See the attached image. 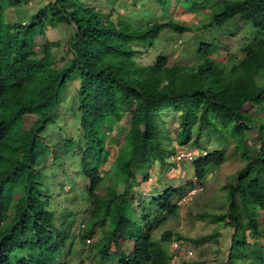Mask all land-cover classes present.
Masks as SVG:
<instances>
[{"label":"trees","instance_id":"obj_1","mask_svg":"<svg viewBox=\"0 0 264 264\" xmlns=\"http://www.w3.org/2000/svg\"><path fill=\"white\" fill-rule=\"evenodd\" d=\"M27 1L0 0V109L8 113L0 128V264H91V256L83 255H93L99 264H170L161 245L173 237L171 231L157 237L155 230L177 214L178 196L225 163L229 148L243 165L222 186L225 212L206 215L232 228L223 264H264L259 217L264 211V47L247 38L252 28L264 31V0L226 6L189 0L185 9L200 16L204 27L211 22L220 29L235 17L249 21L233 33L245 44L241 52L224 50V40L213 31H203L208 36L174 20L169 0H151L155 6L141 23L96 0H47L27 21L4 20L7 7ZM60 24L70 27V35L46 39L47 27ZM166 30H193L199 42L187 48L189 56L170 62L165 53H150ZM73 80L78 83L66 104L79 134L60 138L59 133L51 142L65 130L54 113L60 93ZM163 112L176 114L178 145L189 144L199 154L191 180L152 194L139 189L138 177L147 181L149 169L163 167L177 147L162 134ZM28 115L35 116L29 126ZM125 116L128 128L115 140L116 155L101 169L111 151L107 137ZM250 130L256 140L247 136ZM71 154L80 157L73 171L85 179L67 196L59 190L76 180L64 166ZM58 170L63 182L50 188L46 180ZM78 220L84 227L76 233ZM99 232L102 239L87 254L79 248ZM216 237L217 232L177 236L192 244Z\"/></svg>","mask_w":264,"mask_h":264},{"label":"rangeland","instance_id":"obj_2","mask_svg":"<svg viewBox=\"0 0 264 264\" xmlns=\"http://www.w3.org/2000/svg\"><path fill=\"white\" fill-rule=\"evenodd\" d=\"M46 1L47 0H28L27 3L24 4H20L17 6H9L5 10V19L8 21H15L20 19L27 21L29 16H31L42 5V3ZM96 2L99 3L102 8L106 10L114 9L119 14L123 16H128L131 21L138 23L147 21V16L149 15L148 7L151 9L152 6H155L154 4L150 3L151 0H96ZM167 4L171 5L172 8L173 5H175V8L171 10L172 13L170 14V16L177 22L184 23L186 25H192L196 22H199L198 16L193 15L192 13H189L185 10L187 5H189V0H182L180 2H177V0H169ZM171 7L167 8L168 11L172 9ZM157 14L158 16L162 15L159 10L157 11ZM201 25L198 28H200ZM70 33L71 29L69 26L60 24L57 27H47V29L45 30V38L49 40H61L62 38H67ZM195 33L196 32L192 30L187 31L183 34H176L171 30H166L162 32L160 38L155 41V45L150 50V53L152 55L156 53H165L169 56L170 62L180 60L184 56H189V54H187V48L190 45L197 44V42H199L197 39L194 38ZM238 37H240V35ZM178 39H182V43L179 47H174V43ZM35 40L36 43H40L42 37L40 35H36ZM232 44L233 40L231 39L229 45ZM224 55L225 52H221V56L223 57ZM145 59H148V55L146 54H144L143 62H146ZM189 60H192V57H190ZM77 83V80L71 81L70 84H68V86L65 87L60 93V105L57 107V111H55L54 113V120L58 126H64L65 130H59L58 132H56L52 136V138L49 139L51 140V142L56 139L59 140V133L61 134L60 138L67 136L76 137L79 134V130H77V125L75 122L76 116L66 104L69 98L71 97V94H73L72 87L74 88ZM254 109L255 107L252 109V111ZM25 121L26 125L29 126L35 121V116L28 115L25 118ZM162 123V134L166 135L168 139L171 140L173 145L175 144L176 146H179L177 143L176 135V132L178 130L176 114L173 112H163ZM127 128L128 122L127 116H125L123 117L122 121H119L115 124L114 132H112L108 137L107 135L105 136L108 138L107 148L111 151L109 156L107 157V161L101 166V169L104 167H108L113 158L115 157L118 148L115 140L122 139V136L124 135ZM254 134V130H250L247 132V136L256 140V135ZM205 142L206 138L202 140L203 144ZM203 144L202 146H204ZM186 145L189 147V144ZM207 146L208 144L205 145V147ZM212 146L213 144L209 147ZM195 150L199 154V149L195 148ZM65 160L66 164L64 166L67 168L68 174L73 179H76L75 181H72L70 179V181L63 183L64 190H59V193L66 194L68 196L74 188V183H79L80 186L83 187L84 180L80 175L81 172L78 169L75 168L77 172L73 171V166L78 165L80 157L71 154L67 155L65 157ZM242 165L243 161L238 157H234L231 154V148H229L228 157L225 163L212 168L211 172L206 177V180L202 183L203 189L194 197L193 201L186 208L180 211L178 210L176 215H168L167 222L155 230V235L157 237L162 234L163 230H170L172 236H181L182 238H195L198 236L213 234L214 232H217L218 237L216 238L208 239L198 244L193 243L196 247L195 258L190 260L189 262L184 261L179 264H223L226 255L228 254L227 249L230 245L232 228L229 225L224 226L220 223L212 222L206 214L207 212H225L226 205H221L225 204V192L222 190V186L227 180L230 179V177L237 170L241 168ZM149 171L152 172V174L154 175V179H152V181H143L140 176L138 177L137 185L139 186V189L140 187L142 188V191L150 192L153 194L155 191L159 193L169 186L179 185L181 183H185L186 180H191L193 178L194 168L192 162L184 161L175 163L172 158H170L168 163L164 164L163 167H160L159 165H154L149 169ZM66 173L67 172L65 170L64 176L66 175ZM60 177L61 174L58 170L51 179H48L47 183H53L54 185V182H56V185L59 188L58 182L60 180ZM60 181L63 182V180ZM101 191H103V189ZM73 193L75 194L74 196L77 198V201H80V193L76 191H74ZM71 197L72 195L70 196V198ZM202 214L204 215V217H200ZM78 222L79 220L77 221V224ZM260 241L264 244V238H262ZM169 243L170 241L166 244V246L161 245V247L167 251V245H169ZM82 248L85 249V253L87 254L90 247L87 245H82ZM170 262L171 264H177L174 260Z\"/></svg>","mask_w":264,"mask_h":264},{"label":"clouds","instance_id":"obj_3","mask_svg":"<svg viewBox=\"0 0 264 264\" xmlns=\"http://www.w3.org/2000/svg\"><path fill=\"white\" fill-rule=\"evenodd\" d=\"M231 1H234V0H218V4L219 5H228L231 3ZM190 13V12H189ZM194 15V14H193ZM5 17V16H4ZM4 20L7 22L8 20H6L4 18ZM207 20V18H206ZM198 21L199 22H196L190 26L193 27V29H197L201 23V27L198 28V31L199 29L203 32V31H206V30H209V31H213L215 32L221 39L224 40V42L222 43L223 44V47H225L224 49H234V50H237L238 52H241V46H243V48L245 47V44L241 43L240 41V37H238L240 34L239 33H236V34H233L234 32L236 31H239V28L241 26L242 23H247L249 21L247 20H244L240 17H235V20L233 22H230V23H227L225 24L224 26H220L221 28L219 29L218 27H216L214 24H212L211 22L207 23V27H204V23L201 21V18L198 16ZM252 34L248 35L247 38L252 42L254 43L255 45L256 44H259L261 43L264 47V31L263 32H258L257 30H255L254 28H252ZM187 32V31H186ZM185 33V32H184ZM183 34V33H182ZM233 40V44L232 45H229V42L230 40ZM182 43V39H178L175 41L174 43V47H179ZM7 116H8V113L4 110V109H0V123L7 120ZM2 127V125H0V128ZM114 131V129H113ZM112 132V131H111ZM195 152H196V155L198 154V152L193 149ZM195 155V157H196ZM195 159V158H194ZM192 162V161H191ZM49 172H51V169L46 171V174H48ZM45 174V175H46ZM56 174V173H55ZM55 174L51 175L50 178L48 177V179H51ZM60 174H62L60 172ZM45 177V176H44ZM140 177V176H139ZM43 179V178H42ZM48 179L46 180V183L48 182ZM85 179V178H83ZM48 184V183H47ZM141 184V183H140ZM202 184V183H200ZM203 185V184H202ZM48 186L50 188H54L55 189V182H54V185L53 183H50L48 184ZM176 187V186H175ZM141 188V187H140ZM144 192V191H143ZM179 210V208H178ZM180 211V210H179ZM84 227V222L82 220H79L78 224L76 223V233L81 230L82 228ZM172 238H175L177 240H180L178 239L177 237L173 236ZM171 238V240H172ZM95 239V240H94ZM102 239V235H101V232L99 233H96L95 236L93 237H87L85 240H84V243L82 242L81 245L79 246V248L83 249L84 252H85V249L82 248V245L84 246H91L92 244H94L95 242H97L98 240ZM170 240V241H171ZM182 241L183 243H185L186 245H190L192 246L195 251H196V248L194 247V244H188L190 242L188 241H185L184 239L180 240ZM170 244V243H169ZM110 245H114L113 243L110 242ZM115 246V245H114ZM169 245H167V251H168V255H169ZM113 249V248H112ZM88 253V252H87ZM84 256V255H83ZM86 256H91L90 258V262L91 264H99V261L96 257H94L93 255H86ZM84 256V257H86ZM170 256V255H169ZM196 256V255H195ZM195 258V257H194ZM193 258V259H194ZM192 260V259H190ZM190 260H182L180 263L186 261V262H189ZM170 261H172V258L170 256ZM171 264V262H170Z\"/></svg>","mask_w":264,"mask_h":264},{"label":"built area","instance_id":"obj_4","mask_svg":"<svg viewBox=\"0 0 264 264\" xmlns=\"http://www.w3.org/2000/svg\"><path fill=\"white\" fill-rule=\"evenodd\" d=\"M195 155L196 152L192 148L188 146H177L176 152L173 154L171 158L175 163L184 162V161L191 162L194 160ZM149 174L150 176L147 181H152V179H154V175L150 171ZM202 189H203V185L199 184L189 188L188 190H186L185 193L178 196L175 200V203L178 206L179 210L186 208ZM168 247H169V255L171 256L172 260H174L175 263L177 264H179L182 260L193 259L196 255V251L192 246L186 245L182 241L177 240L175 238H172Z\"/></svg>","mask_w":264,"mask_h":264},{"label":"crops","instance_id":"obj_5","mask_svg":"<svg viewBox=\"0 0 264 264\" xmlns=\"http://www.w3.org/2000/svg\"><path fill=\"white\" fill-rule=\"evenodd\" d=\"M179 185H180V184H179ZM179 185H175V186H179ZM259 217H261V218L264 219V211H263V210L260 211V215H259Z\"/></svg>","mask_w":264,"mask_h":264},{"label":"bare ground","instance_id":"obj_6","mask_svg":"<svg viewBox=\"0 0 264 264\" xmlns=\"http://www.w3.org/2000/svg\"><path fill=\"white\" fill-rule=\"evenodd\" d=\"M0 125L5 126L6 125V122L3 121V122L0 123Z\"/></svg>","mask_w":264,"mask_h":264}]
</instances>
